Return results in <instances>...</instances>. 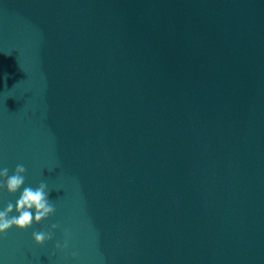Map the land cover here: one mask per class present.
Listing matches in <instances>:
<instances>
[{
    "label": "water",
    "instance_id": "water-1",
    "mask_svg": "<svg viewBox=\"0 0 264 264\" xmlns=\"http://www.w3.org/2000/svg\"><path fill=\"white\" fill-rule=\"evenodd\" d=\"M17 163L55 211L4 264H264V0H0Z\"/></svg>",
    "mask_w": 264,
    "mask_h": 264
},
{
    "label": "clouds",
    "instance_id": "clouds-1",
    "mask_svg": "<svg viewBox=\"0 0 264 264\" xmlns=\"http://www.w3.org/2000/svg\"><path fill=\"white\" fill-rule=\"evenodd\" d=\"M25 166L17 163L9 171L7 166L0 165V192L16 194L14 202L0 201V236L10 227L24 229L33 223H39L41 220L49 217L55 211L54 204L49 200V185L45 180H40L35 186L25 184ZM59 227L57 223H51L46 228L33 230L31 239L35 244H42L52 239L54 230ZM65 237L68 233L65 230ZM68 247V240H57L53 244L54 250H63ZM75 256L76 253L72 252ZM0 264H4L0 259Z\"/></svg>",
    "mask_w": 264,
    "mask_h": 264
}]
</instances>
